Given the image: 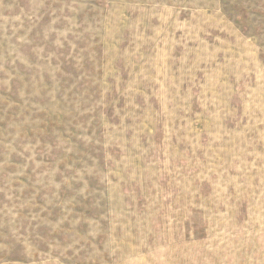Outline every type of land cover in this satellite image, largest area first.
<instances>
[{"label": "rangeland", "instance_id": "obj_1", "mask_svg": "<svg viewBox=\"0 0 264 264\" xmlns=\"http://www.w3.org/2000/svg\"><path fill=\"white\" fill-rule=\"evenodd\" d=\"M262 165L264 0H0V264H264Z\"/></svg>", "mask_w": 264, "mask_h": 264}, {"label": "crops", "instance_id": "obj_2", "mask_svg": "<svg viewBox=\"0 0 264 264\" xmlns=\"http://www.w3.org/2000/svg\"><path fill=\"white\" fill-rule=\"evenodd\" d=\"M258 166H259V168L261 167V164H260V162L258 163ZM262 167H264V165H262ZM213 178H215V177H213ZM213 178H211V179H213ZM257 179H259L260 181H263V179H261L260 178V172L258 171V173H257ZM210 182V181H209ZM210 187L212 186V184L211 185H209ZM261 197V199L264 201V191H262V194L260 195ZM241 199L242 200H244V199H246V197L244 196V195H241ZM243 208V207H242ZM264 208V203H263V206H260L259 207V212L261 211L260 209H263ZM255 257H256V255H255ZM258 257H260V256H258Z\"/></svg>", "mask_w": 264, "mask_h": 264}]
</instances>
